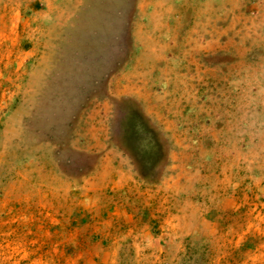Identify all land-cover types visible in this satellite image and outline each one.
<instances>
[{
  "label": "rangeland",
  "instance_id": "obj_1",
  "mask_svg": "<svg viewBox=\"0 0 264 264\" xmlns=\"http://www.w3.org/2000/svg\"><path fill=\"white\" fill-rule=\"evenodd\" d=\"M0 264H264V0H0Z\"/></svg>",
  "mask_w": 264,
  "mask_h": 264
}]
</instances>
